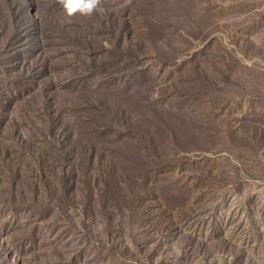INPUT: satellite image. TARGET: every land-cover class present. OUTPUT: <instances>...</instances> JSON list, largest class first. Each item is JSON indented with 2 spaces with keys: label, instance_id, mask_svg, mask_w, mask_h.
<instances>
[{
  "label": "rangeland",
  "instance_id": "374dc122",
  "mask_svg": "<svg viewBox=\"0 0 264 264\" xmlns=\"http://www.w3.org/2000/svg\"><path fill=\"white\" fill-rule=\"evenodd\" d=\"M62 4L0 0V264H264V0Z\"/></svg>",
  "mask_w": 264,
  "mask_h": 264
},
{
  "label": "clouds",
  "instance_id": "9594fccd",
  "mask_svg": "<svg viewBox=\"0 0 264 264\" xmlns=\"http://www.w3.org/2000/svg\"><path fill=\"white\" fill-rule=\"evenodd\" d=\"M62 6L69 18L75 13L91 15L93 12H103V8L99 7V0H63Z\"/></svg>",
  "mask_w": 264,
  "mask_h": 264
},
{
  "label": "trees",
  "instance_id": "16d2710c",
  "mask_svg": "<svg viewBox=\"0 0 264 264\" xmlns=\"http://www.w3.org/2000/svg\"><path fill=\"white\" fill-rule=\"evenodd\" d=\"M197 80V79H196ZM196 80H194V81H196ZM192 114V113H191ZM194 128L196 129V130H200V128L199 127H197V126H194ZM213 130H216L214 127L212 128ZM196 133H197V131H195Z\"/></svg>",
  "mask_w": 264,
  "mask_h": 264
}]
</instances>
